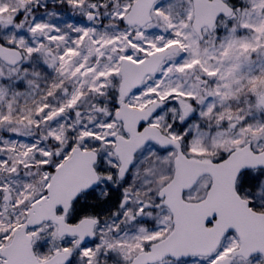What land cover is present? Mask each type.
Returning a JSON list of instances; mask_svg holds the SVG:
<instances>
[{
	"label": "snow or ice",
	"instance_id": "1",
	"mask_svg": "<svg viewBox=\"0 0 264 264\" xmlns=\"http://www.w3.org/2000/svg\"><path fill=\"white\" fill-rule=\"evenodd\" d=\"M0 264H264V0H0Z\"/></svg>",
	"mask_w": 264,
	"mask_h": 264
}]
</instances>
